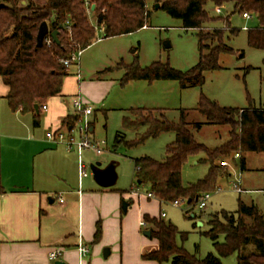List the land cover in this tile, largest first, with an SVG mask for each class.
Segmentation results:
<instances>
[{"label":"trees","instance_id":"obj_1","mask_svg":"<svg viewBox=\"0 0 264 264\" xmlns=\"http://www.w3.org/2000/svg\"><path fill=\"white\" fill-rule=\"evenodd\" d=\"M209 1L215 4L232 2L233 12L252 10L261 21L264 20V0H169L164 1L161 8L180 19L186 30H201L206 22L213 19L205 9ZM88 9L92 11L96 24L91 23ZM149 18L147 0H0V76L9 86L7 99L11 109L33 113L34 123L38 124L40 113H36L35 105L41 112L48 98L61 94L64 78L69 75V67L62 63V59L68 58L75 50H84L92 45L98 39L97 29L101 31L102 38L117 37L148 27ZM44 21L48 23L49 32L59 31L60 44L51 38V43L44 40L42 46H37L39 26ZM223 32L219 29L198 32L200 59L187 71L161 61L142 67L137 56L131 64L121 62L109 69H122L123 83L163 79L177 80L183 88L201 86L205 71L220 68V55L234 52L223 42ZM232 32L236 34L238 29H232ZM209 39L210 45L203 43ZM248 42L253 47L264 49V26L250 29ZM205 47L209 48L207 53L203 52ZM197 110L205 117L204 122L189 121L185 110L179 122L175 123L167 120L160 109L144 113L141 108L132 110L136 115L134 120L124 119L127 129L146 127V131L131 145L164 132L176 134L174 142L166 148L164 160L149 156L134 160L137 182L149 184L148 193L161 202L182 198L187 199L192 207L199 203L202 194L215 191L219 177L230 174L228 166L222 164L225 158H235L239 153L243 170L246 167L245 153L264 152V107H222L202 95ZM78 118L77 114L69 115L64 119V125L72 126ZM204 125L228 126L229 138L220 146L207 147L195 139L191 130V127L201 129ZM123 138V133L118 132L116 140L122 141ZM201 152L205 153L203 161L210 166L209 173L197 183L186 186L182 181V168L189 157ZM248 216L252 217V223L245 220ZM143 218L150 224L151 238L158 242L155 250L143 254L144 259L160 264L169 261L172 264H221L213 253L199 258L179 246L176 237L180 232L174 224L149 214H144ZM209 224L211 227L205 235L213 240L221 256L237 254L238 264H264V215L255 205L249 206L240 200L237 214L228 211L213 214ZM101 234L99 221L94 242L99 241ZM221 236L223 241H220ZM182 237L186 238V235ZM250 244L256 250L244 253Z\"/></svg>","mask_w":264,"mask_h":264},{"label":"rangeland","instance_id":"obj_2","mask_svg":"<svg viewBox=\"0 0 264 264\" xmlns=\"http://www.w3.org/2000/svg\"><path fill=\"white\" fill-rule=\"evenodd\" d=\"M164 1L169 0H147L150 11L148 27L134 33L100 39L81 53L78 66L81 67L80 71L82 70L85 79L88 80L93 74H97V71L105 69L108 72L107 78L115 81L103 101L94 104L96 113L89 118L95 125V139L105 143L104 154L101 156L85 154V162L88 165L86 176L94 179L92 163H101L97 166L99 169L114 166L118 175L114 188L130 193L136 191L139 194L133 196V211L141 209L152 217H160L165 222L174 224L180 232L176 243L191 254L204 258L213 253L221 264H238L237 254L221 256L213 240L205 235V232L211 227L209 221L213 214L222 211L237 214L240 200L249 206L255 205L259 213L264 215V152L245 153L246 167L243 170L240 158H225L230 174L226 173L217 179L216 189L211 192L206 207L201 208L200 202L191 207L187 199L180 206H176L172 202H161L156 198L147 197L149 184H138L134 175L136 158L149 156L158 161L165 159L167 146L176 138L175 132H164L137 145H131L146 131V127L138 130L127 129L124 127V119L134 120L136 115L132 110L141 108L145 110L144 113L160 109L167 120L175 123L179 122L182 111L185 110L188 112L189 121L204 122L205 117L197 110L202 95L222 107H264V49L253 47L248 42L249 30L264 26V20L261 21L252 10H246L251 14L249 19L243 17L242 12H233L232 2L215 4L209 1L205 9L213 19L206 22L201 30H186L180 19L172 17L161 8ZM90 12L92 11L88 9L90 21L96 24L95 17ZM216 29L224 31L223 42L234 52L220 55V68L205 71L204 83L201 86L183 88L177 80L163 79L152 82L132 80L123 83V70L109 69L121 62L131 64L137 56L142 67L161 61L169 62L175 69L187 71L200 59L198 32L207 33ZM232 29H238V32L235 34ZM96 33L97 38H102L99 29ZM203 43L210 45L211 41L204 40ZM208 51V47L203 50L204 53ZM71 70V73L75 74L78 67L74 66ZM191 130L198 142L215 148L229 138L230 128L224 125H204L201 129L191 127ZM118 132L123 133L122 141L116 140ZM204 158L203 152L189 157L182 168L184 185L195 184L209 173L210 166L203 161ZM238 179L241 180V188L246 191L238 192L235 189ZM179 200L183 201L182 198ZM187 210L188 213H185ZM245 220L252 223L250 216ZM140 233L144 235V229H141ZM182 235H186V238ZM223 240L224 237L221 236L220 241ZM255 250L256 247L250 244L245 247L244 253Z\"/></svg>","mask_w":264,"mask_h":264},{"label":"crops","instance_id":"obj_3","mask_svg":"<svg viewBox=\"0 0 264 264\" xmlns=\"http://www.w3.org/2000/svg\"><path fill=\"white\" fill-rule=\"evenodd\" d=\"M100 39L104 38L96 41ZM78 65L69 66L61 94L47 99L46 110L42 106L41 112L36 111L38 124L33 113L11 109L9 86L0 76V264H54L49 258L54 249L63 250L58 260L65 264H160L143 258L158 242L145 234L150 224L141 225L147 213L133 211V196L139 194L123 192L115 184L104 187L88 178L86 170L80 177L78 153L48 138L50 131L67 132L75 125H64V119L76 114V94L93 106V115L94 104L103 101L115 82L105 69L87 80ZM74 66L78 71L72 74ZM94 134L92 122L93 139ZM86 153L104 154L87 150L84 159ZM99 221L102 234L94 242ZM79 242L89 249L84 258Z\"/></svg>","mask_w":264,"mask_h":264},{"label":"built area","instance_id":"obj_4","mask_svg":"<svg viewBox=\"0 0 264 264\" xmlns=\"http://www.w3.org/2000/svg\"><path fill=\"white\" fill-rule=\"evenodd\" d=\"M221 10L220 8L218 9ZM243 17L246 19H249L251 17V14L249 12H244ZM70 24L68 23V27ZM247 27L245 26L244 29ZM45 40L48 43H51V37L47 36ZM82 50L78 49L71 53V55L68 58L62 59V63L69 67L73 64H78L80 60ZM73 106L75 108V113L79 116L77 122L74 126H72L71 130L65 132L62 130L57 131H50L48 134V138L51 141L64 144L67 150L69 151H76L78 153V163H79V175L80 177H83L85 170H86V162L84 159V152L87 150L94 151L97 155H100L104 152L103 145L104 141L95 140L91 137L92 132V123L90 121V116L93 113V106L86 100V98L78 93L73 97ZM43 109L46 110L47 106L43 105ZM236 158H240V154H235ZM223 165H229L227 161L222 162ZM241 180L238 179L237 183H235V189L238 192H244L246 190H243L241 188ZM264 191V190H263ZM149 197H154L152 193L147 194ZM211 197V192H205L201 198H200V207L204 208L207 205V201ZM185 200H175L172 203L176 206H180ZM164 215V213L162 214ZM141 225H146L145 221L141 222ZM78 250L80 252V255L84 258L88 255L89 249L88 247L83 243L79 242ZM63 250L62 249H54L49 252V258L52 261H56L59 259V257L62 255Z\"/></svg>","mask_w":264,"mask_h":264},{"label":"water","instance_id":"obj_5","mask_svg":"<svg viewBox=\"0 0 264 264\" xmlns=\"http://www.w3.org/2000/svg\"><path fill=\"white\" fill-rule=\"evenodd\" d=\"M159 6V4L157 5ZM94 8V5L92 6ZM58 30H54L52 32H49V26L46 21L42 22L39 26L38 34H37V46L40 47L43 45L45 38L49 34L51 38L56 42L57 44H60V41L58 39ZM35 109L37 112H39V106L35 105ZM101 163H97L96 165H92L93 175L95 180L104 187H109L115 184L117 175L114 169V166L107 167L105 169H99L97 166H100ZM138 184H141L140 181H138ZM126 209V204H125ZM201 224V223H200ZM145 234L147 236H151L150 231H146ZM110 254V249L107 248L104 251V256L107 258ZM54 264H65L62 260H56Z\"/></svg>","mask_w":264,"mask_h":264}]
</instances>
